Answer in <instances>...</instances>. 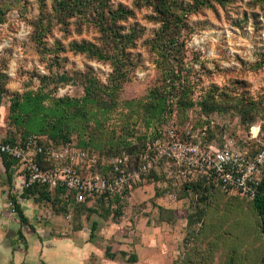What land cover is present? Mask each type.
I'll return each mask as SVG.
<instances>
[{"label": "rangeland", "instance_id": "obj_1", "mask_svg": "<svg viewBox=\"0 0 264 264\" xmlns=\"http://www.w3.org/2000/svg\"><path fill=\"white\" fill-rule=\"evenodd\" d=\"M173 4L172 15L165 16L160 0H0V79L7 88L0 139L21 134L9 119L10 107L27 92L45 94L46 107L61 99L82 100L87 88L93 96L108 98L112 63L75 50L77 44H88L113 60L122 59L129 76L117 109L104 113L95 107L90 123L73 122L72 134L89 146L138 152L154 129L148 130L151 113L146 111L153 104L144 98L153 89L170 94L173 89L165 86L173 83L186 88L182 103L188 108L177 116L168 114L160 128L173 120L181 129L190 122L194 135L205 133V144L220 148L233 138L238 147L254 151L252 132L258 127L264 131V0ZM177 38L184 46H175ZM119 46L126 47L124 57ZM183 94L171 98L178 102ZM197 182L199 178L187 180L164 162L155 177L134 186L122 218L108 215L100 204L71 203L63 215L79 220L77 211L86 207L121 220L133 254L139 235L151 234L158 247L141 253L144 262L264 264L260 221L251 200L213 187L203 198L187 189ZM188 215L196 221L192 227Z\"/></svg>", "mask_w": 264, "mask_h": 264}, {"label": "built area", "instance_id": "obj_2", "mask_svg": "<svg viewBox=\"0 0 264 264\" xmlns=\"http://www.w3.org/2000/svg\"><path fill=\"white\" fill-rule=\"evenodd\" d=\"M181 127L173 120L160 128L142 148L137 162L125 151L101 158L80 148L75 138L59 146L45 145L38 135H30L16 144L0 139V158L7 157L22 168L25 190L35 186L52 193L65 190L66 197L77 203L93 205L104 199L113 210L119 205H110L111 200L120 197L125 205L134 186L151 176L163 162L175 166L187 180L206 178L224 193L241 194L250 200L256 197L264 176L261 127L252 132V138L260 142L253 156L249 150L238 147L233 138L219 148L205 144V133L194 135L190 122ZM8 206L16 210L13 201Z\"/></svg>", "mask_w": 264, "mask_h": 264}, {"label": "trees", "instance_id": "obj_3", "mask_svg": "<svg viewBox=\"0 0 264 264\" xmlns=\"http://www.w3.org/2000/svg\"><path fill=\"white\" fill-rule=\"evenodd\" d=\"M161 1V7H160V13L165 16L172 15L171 12L173 11L174 0H160ZM174 15V14H173ZM169 26V24H168ZM167 26V27H168ZM166 28V27H165ZM175 46L180 45L184 46V41L182 42L180 38H177L175 40ZM75 50L79 53L86 54L88 57H96L99 60H106L111 61L112 63V69L113 74L111 76V85L108 86V92H107V99L99 98L97 96H93V91L89 88L86 89V96L82 100H72V99H61L58 101H55L53 106L46 107L43 104V101L45 99V94L41 93H35V92H27L23 95L22 99H15L12 101V105L10 107V115L9 119L10 121L21 128V134L16 137H9L5 141L16 144L19 141L26 140L30 135H38L43 138V144L49 145L50 143H53L55 146H59L62 143L70 142L72 139H77L78 146L80 148H83L85 150H88L90 152H94L100 155L101 158H109L118 154H121L122 152H127L130 154L133 158V161L137 162L139 155L142 151V148L146 145L149 139L154 138L157 133L159 132L160 126L163 122H165V119L168 114L178 115L180 113V109H187L188 106L183 105V99L187 95L185 92L186 88H184L182 85L179 84L175 87V84L167 85L165 86L166 89L171 88L173 89L172 92L176 93H184L183 97L179 96L178 102H174L173 93L170 94L166 93L165 91H162L161 95L158 93V90H151L149 94L144 98L145 101L151 102L153 104V110L151 108H147V112L151 113V116L148 119V130H152V132H149L150 134L147 135L145 138V141L143 145L141 146L140 150L138 152L134 151V148H129L127 150H119V151H111L107 152L103 149L97 148V147H91L86 141H83L79 138L78 134H72V132L75 131L76 128L72 126L75 119H82L86 123H90L88 116L93 113V109L97 107L99 110H103L104 113H110L112 110H115L118 108V106L121 104L119 100V93L122 90L124 82H126L129 78L127 71L123 70L122 66L124 65L122 59L120 60H113V57L111 56H105L104 54L99 53L95 50L93 46H90L88 44H77L75 46ZM121 49H118L121 55H126V47L119 46ZM176 51V47L171 50V53ZM166 54V50L163 52V55ZM167 77H170L169 75H165ZM176 89V90H175ZM7 93L6 84L3 83L2 78L0 79V107L2 106L3 99ZM182 97V98H181ZM144 99H140L138 102L142 103ZM132 103V102H131ZM99 104L100 106H95ZM129 102H126L127 105ZM147 105V104H146ZM147 107V106H146ZM157 120V121H156ZM156 121V123H155ZM52 130V132L49 131ZM65 133V134H64ZM257 142V148L254 151H250V154L253 156L258 149V146L260 144L259 139H255ZM255 142V143H256ZM5 165L7 168H10L11 165H13L15 162H12L9 158L5 157ZM164 163V162H163ZM162 164V163H161ZM160 164V166H161ZM157 171V170H156ZM156 171H154L151 176H149L147 179L151 180V178L155 177ZM217 189L215 186H213L206 178H199V182L192 183L191 187L189 184H187V189L192 191H198L202 194L203 198L208 197L209 188ZM221 191V190H220ZM28 193L32 194H39L40 199L46 202H49L52 204V208L54 209V213L56 214H68V206H70L71 203H75L79 206H88L89 203H77L72 197H66V191L65 190H57L56 192H49L44 187H38L35 186L27 191ZM15 206L16 211L19 213L21 221L23 224H26L28 221L23 215L20 206L17 204L16 199L12 198ZM109 203V202H108ZM97 204H100L101 206H104L107 208L108 215L117 214L120 215L119 217L122 218L123 215V208L125 207L124 204H122V200L120 197H115L113 200L110 201L111 204H117L119 205L116 210L111 209L110 206L107 205V202L104 199L97 200L93 207ZM252 208L254 213L257 215L260 221V235L264 242V176L262 183L259 187V191L256 195V197L251 200ZM164 212H169V210H162ZM68 212V213H67ZM79 214L78 216H83L85 214H88L89 216L93 213H97V211L93 208H81L77 211ZM202 213V212H201ZM172 214V213H171ZM108 215L106 217H108ZM77 216L78 219H80ZM201 216V215H200ZM198 217V221L201 217ZM110 217V216H109ZM174 220V219H173ZM166 221V220H163ZM196 224V221H194V218L191 216L190 220V226L192 227L193 224ZM112 257V256H110ZM263 263H264V253L262 257ZM131 261H136V258L131 259Z\"/></svg>", "mask_w": 264, "mask_h": 264}, {"label": "crops", "instance_id": "obj_4", "mask_svg": "<svg viewBox=\"0 0 264 264\" xmlns=\"http://www.w3.org/2000/svg\"><path fill=\"white\" fill-rule=\"evenodd\" d=\"M24 183L22 168L16 163L7 168L5 159L0 158V264H157L154 260L144 262L141 254L158 247L151 234L139 235L133 254L131 240L121 233V220L97 211L72 221L54 213L39 194L28 193ZM12 198L26 224L9 208ZM187 217L189 224L191 216ZM133 258L136 261H131Z\"/></svg>", "mask_w": 264, "mask_h": 264}]
</instances>
